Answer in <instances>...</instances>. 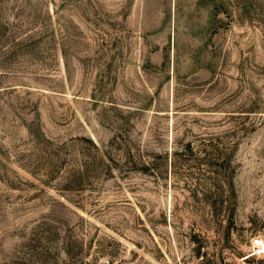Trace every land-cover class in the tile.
Wrapping results in <instances>:
<instances>
[{"label": "rangeland", "instance_id": "obj_1", "mask_svg": "<svg viewBox=\"0 0 264 264\" xmlns=\"http://www.w3.org/2000/svg\"><path fill=\"white\" fill-rule=\"evenodd\" d=\"M0 264H264V0H0Z\"/></svg>", "mask_w": 264, "mask_h": 264}, {"label": "built area", "instance_id": "obj_2", "mask_svg": "<svg viewBox=\"0 0 264 264\" xmlns=\"http://www.w3.org/2000/svg\"><path fill=\"white\" fill-rule=\"evenodd\" d=\"M256 242H259V240H257Z\"/></svg>", "mask_w": 264, "mask_h": 264}]
</instances>
